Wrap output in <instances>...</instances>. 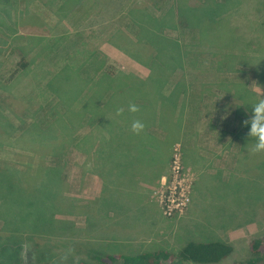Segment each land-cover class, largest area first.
Segmentation results:
<instances>
[{"label":"rangeland","instance_id":"374dc122","mask_svg":"<svg viewBox=\"0 0 264 264\" xmlns=\"http://www.w3.org/2000/svg\"><path fill=\"white\" fill-rule=\"evenodd\" d=\"M45 2L47 4L44 5L39 0H0V178L11 177L10 173L16 176L18 173L23 178L22 174L28 172L26 164L32 163L33 167L38 163L47 165L53 159L62 168L61 196L54 217L70 221L73 228L67 224L62 235L64 238L56 236L60 232L55 231V236L49 237V241L36 239L30 246L20 240H10L6 247L10 250L15 248V255L6 262L43 264L37 262V254L34 253L35 248L39 247L46 253L49 250L60 253L61 257L58 256L51 264H75L82 257L93 260L99 250L104 253L133 254L143 248H176L183 241L199 240L204 235L222 238L233 246L229 258L217 264H233L248 257L250 239L264 235V152L253 153V146L241 151L243 135L248 129L242 123L246 117L238 111L234 99L224 98L214 105L211 103L214 98L210 96L204 107L201 105L202 116H196L198 120L193 117L194 124H186L182 118L183 129L189 134L183 135L175 145L169 169L158 183H149L146 180L150 178L141 175V180L135 178L133 182L119 184L123 178L122 172L127 171L130 165L128 156L119 154V147L114 143L100 149L104 153L99 167L94 166L92 154L84 155L68 146H59L57 155L52 156L49 145L52 140L59 139V132L58 129L53 131L39 99L50 96L49 89L53 96H61L62 88L52 79L38 89L37 81L44 79L47 71L52 72L54 61L45 57L47 51L42 50L45 46L38 44L37 39L18 36L27 33H23L17 23L23 13L37 12L40 21L49 25L46 29L50 28L59 35L63 28L73 33L70 23L65 18L60 23L59 15L53 12L49 1ZM171 2L110 0L106 7L104 0H101L90 10L91 16L83 26L82 39L90 49L100 50L106 55L115 68L146 78L150 74L149 66L137 60L138 56L135 55L139 54L130 47V42L137 39L138 30L131 20L130 11L165 14L163 12ZM210 2L212 6L207 13H198L199 18H196L197 15L191 17L189 25L192 29L197 28L202 18L217 21L212 23V28H206L209 40L217 48L222 47L221 50L213 49L227 52L228 55L232 52L238 57H230L234 61H227L218 67L216 63L221 61L218 54H209L207 47L192 46L193 53L203 50L205 54L201 55L202 59L213 67L206 70L202 67L189 68L185 72L179 70L172 76L175 80L183 77L185 82L195 87L196 95L203 89L212 94L211 84L218 69L219 73L240 80L237 86L241 83L249 88L245 101L250 103L247 106L253 107L264 93V0ZM22 21L27 24L30 19L25 15ZM31 25H34L33 22ZM181 26L175 23V29L172 26L166 32L178 37L187 48L195 31ZM48 32L44 33L47 38L50 36ZM64 33L66 38L71 39V35ZM87 56L84 54L83 60ZM22 57L29 62L25 69H19L16 65ZM140 59L143 61L142 57ZM86 62L88 60L82 65L88 64ZM170 64L167 62V65ZM45 100L48 101L47 98ZM168 112L172 111L165 108L164 116L156 114L151 122L169 129L166 118L169 120L170 115L165 117ZM175 119L176 116H173L172 120ZM173 125L170 124L171 131L175 132ZM101 133L104 135L105 132ZM112 186L115 200L122 201L120 208L124 207V202H129V206L135 205L132 210L143 208L141 215L146 216L142 218L144 223L134 225L132 221L136 213L128 212L127 207L123 208L122 213L113 211L106 215L100 212L97 205L99 197L111 190ZM115 187H119V191ZM173 189L178 193L177 202L183 203V207L168 215L162 208L161 200ZM110 199L109 191L104 197L105 203L108 204ZM129 213H132L131 216Z\"/></svg>","mask_w":264,"mask_h":264},{"label":"trees","instance_id":"16d2710c","mask_svg":"<svg viewBox=\"0 0 264 264\" xmlns=\"http://www.w3.org/2000/svg\"><path fill=\"white\" fill-rule=\"evenodd\" d=\"M39 1L44 5L47 4L46 0ZM47 1L53 7V12L59 15L60 23L64 18L70 23L74 29L73 33L63 28V32L59 35L50 28L46 29L49 25L40 21L37 12L23 13L21 17H18L17 23L19 29L28 34H18V36H26L30 40L37 39L38 44L45 46L42 49L47 51L45 57L52 58L54 61L52 72L47 71L44 79L40 78L37 81L38 89L46 85L47 80L52 79L62 88L61 96H53V92L49 89L50 96H45L48 101L45 98L39 99L40 107L44 110L53 131L58 129L59 132V136L56 135L59 139L52 140L51 146L49 145V150L53 151L52 156L57 155L59 146L72 145L80 149V145L83 144L91 149L93 146L101 149L102 146L114 143L119 147V154L129 158V165H131L129 174L140 178L141 175H145L150 178V170L154 168V163H158L155 175L157 177L163 168L169 169L173 160V149L179 142V136L189 134L186 129H183L182 118L186 124L187 122L194 124L193 117L202 116L201 105L204 107L203 104L208 102L210 96L214 98L211 102L214 105L224 98L234 99L237 102L238 111L246 117L245 120L251 118L252 107L247 106L250 103L245 101V96L248 94L246 90L249 88L247 89L241 83L237 86L240 80L231 79L216 69L218 73L214 75L215 78L211 84L213 93L203 89L196 95L195 87L185 82L183 77L178 80L173 78L179 70L185 72L184 70L189 68L202 67L206 70L213 67L202 59L204 51L193 53L192 46L207 47L209 54H218L221 60L216 63L218 67L238 57L232 52L228 55L227 52L215 50H221L222 47L218 45L220 48H217V45L215 46L206 35V28H212V23L217 22L209 18H202L197 28H193L195 32L190 37L187 48L178 37H172L166 32L169 27L174 26L172 29H175V23L193 30L189 25V22H192L191 17H196L198 13L206 14L212 6L210 0H172L168 9L163 12L165 14L142 10L130 11L131 20L138 27L137 39L135 42H130V47L140 55H135L138 56L136 59L149 66L150 74L146 78L115 68L106 55L100 50L90 49L88 43L82 39L83 26L91 16L90 10L101 0ZM109 2L110 0H104V5L107 7ZM24 14L30 19L27 24L22 21ZM196 18H199L198 15ZM32 22L34 25H31ZM48 31L50 36L47 38L44 33ZM64 32L66 35H71V39L66 38ZM188 47H191V51ZM84 54L88 56L83 60ZM86 60L88 64L82 65ZM167 62L171 64L167 65ZM16 65L19 69H25L29 62L22 57ZM179 98L181 102L178 101ZM130 103L138 105L140 111L129 112L127 107ZM117 107L125 109L120 116L116 115ZM165 108L172 111L165 116L170 115L168 117L170 121L166 118L169 126L167 130L160 124L151 122L156 114L164 116ZM173 116H176L175 121L172 120ZM135 119L145 124L144 130L139 135L131 129L132 121ZM170 124H174L175 132L171 131ZM245 127L248 131L243 135L244 145L241 151L248 150L256 142L255 138L248 136L250 124ZM102 131L105 132L104 135ZM99 134L101 137H98ZM106 136L109 140H104ZM114 137L117 138L114 139ZM246 154L248 151L245 152ZM51 160L50 164L38 165L40 164L38 163L36 167H33L32 163L26 164L28 172L21 173L23 178L19 177L18 173L17 176L15 173H10L11 177L0 178V220L2 222L0 264H12L6 262V259L9 261V257L12 258L15 255V248L10 250L6 247L10 240H20L30 246L36 239L45 238L49 241V237L55 236V231H59L60 233L56 236L61 237L64 234L63 231L67 229V224L73 228L70 221L58 220L54 217V210L61 196L62 168L60 164ZM35 169H37L36 172H34ZM46 208L49 210L47 213ZM174 248L158 247L133 254L104 253L99 250L93 260L82 257L78 258L75 264H217L229 258L233 252V246L228 241L207 235L199 240L183 241ZM248 248L249 256L233 264H264V235L252 237ZM34 253L38 256H36L37 262H44L43 264H51L58 256L61 257L58 251L49 250L46 253L39 247L35 248Z\"/></svg>","mask_w":264,"mask_h":264},{"label":"crops","instance_id":"0c3cea01","mask_svg":"<svg viewBox=\"0 0 264 264\" xmlns=\"http://www.w3.org/2000/svg\"><path fill=\"white\" fill-rule=\"evenodd\" d=\"M182 138V135H180L179 136V141H180V139ZM68 147H70L71 149H73V150H75L76 152H78V153H84V155H90V154H92V156H93V164H94V166H96V167H99L101 164H100V160H101V156L103 155V151H101L100 150V147L98 148V146H93V148L91 149L88 145H83V144H81L80 145V149H76V148H74L72 145H67ZM111 146H112V143H111ZM102 147H105V146H102ZM102 149V148H101ZM120 151H118V153H119ZM128 162H129V160H128ZM157 166H158V163H154V168H152L151 170H150V180H146V181H149V183H158L159 182V179H160V177H162L163 175H165L166 173H167V171H168V167H166L165 169L163 168L161 171H160V174L159 175H157V177H155V175H156V168H157ZM130 168H131V165H130ZM130 168L126 171L125 170V172H126V174H124V172H122V176H123V178H121V181H120V183L119 184H121V185H124V184H126V182L128 181H132V180H135V178L137 179V180H139L140 179V177H138V176H133V175H131V174H129L128 172L130 171ZM129 180H128V179ZM141 180V179H140ZM133 182V181H132ZM114 186V185H113ZM113 186L111 187V190H109L108 189V191L105 193V194H103L102 195V197H99V201H98V204L97 205H99V208L101 209V211L100 212H102L103 214H110V213H114L115 211L117 212V213H119V212H123V208H125V207H127V210H128V212H134V213H136V216H135V218H134V222L132 221V220H130V221H132V223L134 224V225H136V224H139L140 225V223H144V222H142L143 221V219L146 217L145 216V214H142L141 215V212H143V208L142 207H140V208H142V210L140 211V208L139 207H137L136 209H131V208H133L135 205H133V206H129V202H124L123 204H124V207H122V208H120L121 207V200H115V191H114V188H113ZM118 191H119V187H115ZM102 190V189H101ZM110 191V193H111V199L109 200V203L107 204V203H105L106 201H104V197L106 196V194L108 193ZM114 211V212H113ZM132 213H129L130 214V216H131V214ZM144 213V212H143ZM150 214V213H149ZM143 218V219H142ZM149 219V218H148ZM149 220H151V219H149ZM152 221V220H151ZM137 222V223H136ZM143 225V224H142ZM175 229V228H174ZM162 247V246H161ZM165 248V247H164ZM170 248V247H169ZM152 249H156L155 247H152V248H150V249H145V248H143V249H140L139 250V252L140 251H142V250H152Z\"/></svg>","mask_w":264,"mask_h":264},{"label":"clouds","instance_id":"9594fccd","mask_svg":"<svg viewBox=\"0 0 264 264\" xmlns=\"http://www.w3.org/2000/svg\"><path fill=\"white\" fill-rule=\"evenodd\" d=\"M127 110L131 113H136L140 111L138 105L130 103ZM124 107L116 108V115L120 116L124 113ZM244 125H249L248 136L255 138V144L252 148L253 153L264 152V93H262L261 98L252 107V115L249 120H244L242 122ZM145 128L143 121L135 119L132 121L131 129L134 133L139 135Z\"/></svg>","mask_w":264,"mask_h":264},{"label":"built area","instance_id":"2783aa9c","mask_svg":"<svg viewBox=\"0 0 264 264\" xmlns=\"http://www.w3.org/2000/svg\"><path fill=\"white\" fill-rule=\"evenodd\" d=\"M176 194L178 193L176 192L175 189H173L171 190L170 193H168L166 197H164L161 200V203L163 204L162 208L164 212L167 213L168 215H171V213L183 207V203L177 202L179 201V198L176 197ZM179 196H180V193H179Z\"/></svg>","mask_w":264,"mask_h":264}]
</instances>
